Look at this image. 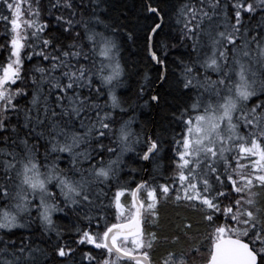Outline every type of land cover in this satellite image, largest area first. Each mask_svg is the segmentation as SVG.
Instances as JSON below:
<instances>
[{
  "label": "snow or ice",
  "instance_id": "1",
  "mask_svg": "<svg viewBox=\"0 0 264 264\" xmlns=\"http://www.w3.org/2000/svg\"><path fill=\"white\" fill-rule=\"evenodd\" d=\"M0 4L11 14V18L5 15L0 19L10 23L12 32L9 62L0 74V134L8 133L9 128L17 134L11 140L12 150H0V202H7L0 208V229L11 233L15 228L26 227L34 207L44 230L50 231L54 230L52 214L64 210L61 203L80 209L94 205L103 194L102 189H94L111 182L120 169L123 154L134 150V145L141 142V134L133 130L132 120L114 127L118 123L114 111L127 112L115 93L122 75L119 62H113L116 43L103 31L91 27L83 8L80 19H76L73 9L77 6L72 0H55L50 10L67 9L69 15H56L54 24H38L35 19L20 20L18 0H0ZM35 4L33 12L32 3H28V15L39 18L41 0H35ZM257 8L264 10V0H257L256 4L248 0H199L198 5L185 3L177 10L180 41L186 47L191 42L189 62L182 61L183 88L197 89L199 94L180 116L184 127L173 148L175 174L168 178L170 183L158 187H149L148 181L137 184L131 190L129 216L124 215L120 202L124 191H117L116 219L122 222L105 226L102 235L82 231L78 244L94 245L106 250L108 257L116 256L117 261L128 258L134 264H264V28L245 26L242 15L255 13ZM147 12L154 17L145 31L147 50L151 60L166 69V59L158 54L164 51L166 57L168 48L167 36H161L163 12L151 0ZM50 27L59 34L43 35ZM25 48L32 49L28 60L39 58L32 69L36 88L31 105L35 115L32 108L19 107L16 98L24 95L23 90H13L21 79ZM160 79L166 80L167 76L161 73ZM143 94L141 87L139 95ZM105 95V104H98L96 101ZM151 100L158 102L159 96L152 95ZM21 113L23 125H11L10 114L19 121ZM77 121L84 131L75 130ZM38 126L47 128L51 144L50 149L45 147L44 160L50 152H66L71 157L69 169L40 162L39 146L28 138L29 134L44 138L45 132H37ZM21 128L29 130L23 138L19 136ZM104 138L120 149L117 153L116 148L107 147L108 153L117 156L107 163L101 155ZM9 139L8 135H0L5 145ZM93 140L99 151H77ZM144 143L146 150L137 155L141 161L153 162L160 142L146 136ZM93 152L101 156L95 163ZM82 161L89 162L87 169L79 167ZM50 186L59 189L62 201ZM142 190L147 192V203L138 200ZM173 198L177 205L183 204L199 214L198 224L206 230L204 239L179 252L168 250L154 262L152 252L158 236L151 232L145 238L142 210L155 217L158 201ZM97 228L100 229L99 220ZM192 228L191 221L183 224L188 239H192ZM178 239L173 237V243ZM0 243L4 244L0 253L12 256L0 260V264H37L34 253L39 249L23 241L19 247L14 240ZM73 251L64 244L57 246L55 254L63 259ZM117 261L104 258L101 264Z\"/></svg>",
  "mask_w": 264,
  "mask_h": 264
},
{
  "label": "trees",
  "instance_id": "2",
  "mask_svg": "<svg viewBox=\"0 0 264 264\" xmlns=\"http://www.w3.org/2000/svg\"><path fill=\"white\" fill-rule=\"evenodd\" d=\"M195 0H151L153 6H159L162 9L164 16V28L161 36H167L168 48L167 56H164V51L158 54L164 57L167 62V68L163 66L164 74L167 76L166 80H162L158 89L157 85L160 82L162 68L158 65L154 66L150 59L144 37L145 31L152 23L154 17L147 12V4L149 0H72L77 7L73 9L76 11V19H80V11L83 8L85 18L91 22V27L97 31H103L110 36L116 43L115 56L122 69V75L119 78V86L115 88L117 97L124 102L123 106L127 108V112L121 113L119 109L114 111V115L118 121L114 127L119 126V122L132 120V128L135 132L141 134V142L134 145V150L123 154L122 163L116 176L111 182L100 185L99 189H94V192L100 191L102 193L98 199L95 200L93 206L80 209L76 205L69 204L67 207L61 203L63 211L55 212L52 215L54 230L45 231L43 225L37 218V213L33 207L31 217L27 218L30 223L22 229L15 228L11 233L0 229V240L16 242L17 247L24 244L29 245L33 249H39L34 253L37 264H101L104 258L114 259L116 257H108L107 252L103 249H96L91 244H78L76 241L82 231H90L93 234L100 233L105 226H111L116 219V212L114 208V199L117 191H124L122 196V203L125 207L130 208L131 190L136 188V185L142 180L149 182V187H158L161 183H170L168 180L173 176L175 165L172 163V158L175 153V139H178V134L183 130V124L180 119L181 113L185 108H190L191 103L198 95L197 89L188 91L183 88V64L189 62V52L191 51L190 44L186 47L180 41V25L176 23L177 10L185 3H194ZM21 3V17L20 20L35 19L38 24H45L51 22L55 23V16L63 14L69 15V10L61 8L59 11L50 10L51 2L55 0H41V15L39 18L29 16L30 11L28 3H32L31 11H35V0H18ZM230 3L231 0H224ZM248 2L257 3V0H248ZM9 16L6 7L0 4V17ZM244 24L247 27L260 30L264 28V10L257 8L255 13H243ZM98 18L100 23L96 22ZM25 29L22 26L20 31ZM114 30V31H113ZM32 31V30H29ZM58 31L53 28H46L43 35H58ZM12 36L11 25L7 21L0 19V74H2L3 67L9 62L10 46L9 42ZM67 42V41H66ZM34 43V41H29ZM175 45V47H173ZM32 51L31 48L22 50L23 69L21 71V79L13 86V90L20 88L24 95L17 97L19 107L27 110L32 108L33 115H35V107L31 105L32 93L36 86L32 84V69L39 63V58L33 56L28 60L27 56ZM39 51V48L36 49ZM37 76L39 74H36ZM147 77V79H145ZM212 77L216 79L215 74ZM97 80V85H99ZM143 87L144 94L139 95L140 89ZM105 93L107 89L104 90ZM152 95H158L159 101L153 102ZM54 99V97H53ZM107 100L106 95L101 96L98 101L100 105H104ZM42 111V106H41ZM111 111V109H109ZM187 117L185 116L184 119ZM24 123L23 113L18 121L15 114H10V124L22 126ZM71 127V125H69ZM75 130L84 131L79 126L77 121ZM44 131V138H39L35 134H29L30 142L37 143L39 146V160L42 164L47 163L51 166L53 163L57 164L59 159L61 163L67 164L65 168L71 167V157L64 152H50L47 161L44 160L45 147L51 148L48 142L47 128L37 127V132ZM29 130L21 128L19 136L23 138ZM0 135H8L10 137L7 145L3 140H0V150H12L11 140L16 139L17 134L11 133L9 128L8 133ZM151 136L160 142V150L157 153L153 162H148V167L145 171L143 162L139 159L138 153L142 154L146 150L147 145L144 143V137ZM61 139H63L61 137ZM102 143L105 149L101 153L105 163L109 160H115L116 154L108 153L107 147L116 148L117 153L120 149L115 144H110L108 138H104ZM96 149L99 151L95 140L91 145H81L77 151H92ZM19 151V148H16ZM95 159L92 163L100 160L101 156L92 153ZM11 159V157H8ZM68 160V162H67ZM82 169L89 167L88 161H82L79 165ZM44 171V169H41ZM71 174V173H70ZM2 175V173H0ZM50 189L55 192L59 201L63 200L60 196L59 190L50 186ZM140 200L147 203V192L142 190L139 193ZM31 200V195L28 197ZM7 202H0V208H3ZM146 212V211H145ZM87 217H92L91 221ZM103 217V219H101ZM99 220L100 229L97 228V221ZM200 220L199 214L192 211L183 204L177 205L174 198L168 201L160 199L157 203V216L153 217L146 212L144 214L143 229L145 238L151 232L157 233L158 239L154 245L152 252L153 261L156 262L166 254L168 250H175L179 252L181 249L187 248L197 242H202L205 235V227L198 224ZM191 221L193 228L190 230L192 239L185 237L182 230L183 224ZM173 237L179 239L173 243ZM67 244L74 249L70 257L60 258L55 254V249L58 245ZM4 244L0 243V248ZM12 250L9 249V252ZM2 255L0 260L12 259L8 253H0ZM206 255V250H205ZM89 256L93 259L89 260ZM117 264H133L131 262L117 261ZM202 264V262H201Z\"/></svg>",
  "mask_w": 264,
  "mask_h": 264
},
{
  "label": "rangeland",
  "instance_id": "3",
  "mask_svg": "<svg viewBox=\"0 0 264 264\" xmlns=\"http://www.w3.org/2000/svg\"><path fill=\"white\" fill-rule=\"evenodd\" d=\"M194 3L195 4H199V0H195L194 1ZM118 60H117V56H115V53H114V63L115 62H117ZM106 72H107V70H106ZM213 78V77H212ZM216 78V77H215ZM214 79V78H213ZM198 94H199V92H198ZM61 161H62V159H59V162H57V167H59V168H61V167H63V168H65L66 166H67V164H64V163H61ZM67 162H68V160H67ZM171 177H172V175H171ZM59 190V189H58ZM122 196L120 197V202H121V204L123 205V203H122ZM37 203H38V200H37ZM114 208H115V199H114ZM130 208H131V206H130ZM129 207H125L124 205H123V210H124V215L125 216H127L130 212H129V209H130ZM115 212H116V208H115ZM55 213H53L52 215H54ZM130 215V214H129ZM25 228V227H24ZM24 228H22V229H24ZM128 247L129 248H131L132 246H131V242L129 241V244H128ZM1 257H2V255H0V259H1ZM113 261H114V259H112Z\"/></svg>",
  "mask_w": 264,
  "mask_h": 264
},
{
  "label": "water",
  "instance_id": "4",
  "mask_svg": "<svg viewBox=\"0 0 264 264\" xmlns=\"http://www.w3.org/2000/svg\"><path fill=\"white\" fill-rule=\"evenodd\" d=\"M154 64H156L154 61H152ZM161 83H162V81H160L159 82V84L157 85V87H156V89H158V86H160L161 85ZM154 103L156 102V101H153ZM143 162V164H144V167H145V171H146V169H147V167H148V162H145V161H142ZM142 181H144V180H142ZM131 199H132V197H131ZM139 200V199H138ZM133 211H135V209H133ZM141 222H142V215H141ZM121 260H128V258H122Z\"/></svg>",
  "mask_w": 264,
  "mask_h": 264
},
{
  "label": "bare ground",
  "instance_id": "5",
  "mask_svg": "<svg viewBox=\"0 0 264 264\" xmlns=\"http://www.w3.org/2000/svg\"><path fill=\"white\" fill-rule=\"evenodd\" d=\"M150 59H151V57H150ZM152 61V60H151ZM152 64L154 65V66H157L158 64H154L153 62H152ZM160 68H162V72L161 73H164V70H163V65H158ZM160 81H162V79H160Z\"/></svg>",
  "mask_w": 264,
  "mask_h": 264
}]
</instances>
